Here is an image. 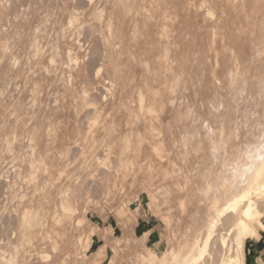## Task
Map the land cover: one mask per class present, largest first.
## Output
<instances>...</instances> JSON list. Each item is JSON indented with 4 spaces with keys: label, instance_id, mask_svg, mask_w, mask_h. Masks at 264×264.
<instances>
[{
    "label": "rangeland",
    "instance_id": "obj_1",
    "mask_svg": "<svg viewBox=\"0 0 264 264\" xmlns=\"http://www.w3.org/2000/svg\"><path fill=\"white\" fill-rule=\"evenodd\" d=\"M252 1L0 0V264H161L202 238L264 158Z\"/></svg>",
    "mask_w": 264,
    "mask_h": 264
},
{
    "label": "bare ground",
    "instance_id": "obj_2",
    "mask_svg": "<svg viewBox=\"0 0 264 264\" xmlns=\"http://www.w3.org/2000/svg\"><path fill=\"white\" fill-rule=\"evenodd\" d=\"M246 183L239 193L230 196L220 208H215L202 238L197 236L188 247L184 246L186 252H172L171 261L161 264H245L242 254L231 253L234 251L231 244L239 249L244 239L264 231V199L261 200L264 197V158ZM225 220H229L226 228L223 227Z\"/></svg>",
    "mask_w": 264,
    "mask_h": 264
},
{
    "label": "crops",
    "instance_id": "obj_3",
    "mask_svg": "<svg viewBox=\"0 0 264 264\" xmlns=\"http://www.w3.org/2000/svg\"><path fill=\"white\" fill-rule=\"evenodd\" d=\"M247 1L248 0H227V2L231 6H233V7L241 6L243 9L245 8V4ZM257 3H258V0L252 1L251 9L254 10L255 5ZM207 11L210 14H213L212 9L209 8V9H207ZM222 12H223V6L221 7V13ZM250 25H251V23L249 22V26ZM251 27L253 30L255 29L254 25H251ZM250 30H248V31H250ZM242 33H243L242 39H245L246 38V32L244 30H242ZM111 125L112 126H109L107 129L111 130V131H115L116 129L114 128L113 123H111ZM103 128H106V127L104 126ZM120 136H121V134H120ZM125 136H123V137H125L123 139L126 141L128 137H127V135H125ZM121 138H122V136H121ZM93 144H97V143L93 142ZM244 260H245V264H264V233L258 239L247 242V244L245 245V248H244Z\"/></svg>",
    "mask_w": 264,
    "mask_h": 264
}]
</instances>
